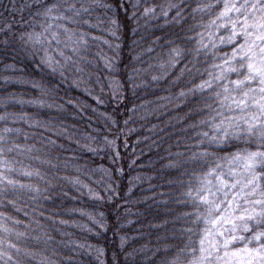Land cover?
Here are the masks:
<instances>
[{"label":"trees","instance_id":"trees-1","mask_svg":"<svg viewBox=\"0 0 264 264\" xmlns=\"http://www.w3.org/2000/svg\"><path fill=\"white\" fill-rule=\"evenodd\" d=\"M30 2L16 0L17 4ZM105 2L114 5L108 16L117 15L122 24L120 39L114 42L120 45L115 74L123 88L122 99H113L105 82L101 93L103 103H97L87 94L83 83L77 87L71 77L61 79L49 69L37 67L39 56L34 59L31 45L26 46L20 38V33L26 30L21 16L28 21L29 10L9 12L4 7L9 0H0V28L4 23H11L10 29L0 32V114L24 113L32 121L49 122L51 129L45 131L38 124L30 126L31 121L14 116L0 121V128L7 124L21 129L9 134L14 142L35 145L32 152L24 149L7 153L14 169L10 177L41 189L39 193L18 190V198L10 192L8 200H16L14 207L0 201V213L12 217L8 225L14 229L10 233L0 232V236L18 244L21 264H166L179 249H187L180 256L181 264L193 259L192 251L197 256L211 252L205 264H215L217 252L223 257L225 252L230 254L246 244L253 246L254 241L237 239L226 249L222 247L232 236H252L253 232L264 230V226L257 228L255 221L241 219L245 209L243 198L233 199L229 194L227 200H233L229 207L220 193L216 203L224 201V204L210 215L209 205L184 195L189 187L197 186L194 173L201 174L221 164L226 174L228 162L221 157L244 150L256 151L259 147L255 139L245 141L236 137L222 151L209 147L207 140L197 147L200 136L196 133L207 131L211 137L212 131L206 124L192 127L205 115L196 109L201 103L211 101L203 99L199 92L180 95L201 79H207L209 72L215 75L212 65L219 66L221 60H228L232 49L244 40L239 31L232 38L229 20L217 19L215 25L210 23L224 0H218L219 7L198 12L195 18L189 16L182 23L173 21L171 15L167 21L162 15L129 19L119 7L120 0ZM161 2L147 0L148 4ZM144 6L142 0L140 11ZM104 12L98 8L93 16L103 17ZM36 30L39 31L38 26ZM89 31L94 36L104 35L100 30ZM194 34L199 35L190 39ZM89 45L87 58L96 60L97 67H86V72L94 73L87 84L99 93L95 74H106V70L96 53L109 50L102 42L90 40ZM175 47L182 49V54L176 57L175 66H169L170 50ZM5 76L12 79L5 82ZM227 79L234 80L237 76L229 74ZM32 80L55 89L44 97L47 103L43 106L16 102L42 94L41 89L32 86ZM12 93L16 94L15 99L11 98ZM5 97H9L7 103L3 102ZM69 100L84 111L67 104ZM58 104L63 107H56ZM64 125H68L67 132L73 139L58 135L64 131ZM42 136L54 140L55 144ZM105 136L114 139L115 144L106 145ZM205 150L214 155L198 157V162L193 163L191 154ZM77 165L81 166L80 170ZM232 167L239 171L243 162ZM26 170H39L40 176L22 175ZM69 178H78L82 184L74 185ZM106 184L112 185L107 194L104 193ZM84 185L99 191L104 198H95ZM101 213L104 227L93 223ZM217 217L222 218L217 220ZM244 222L249 223V231L243 229ZM16 232H23L24 236L17 239ZM201 240L205 242L204 254L200 252ZM25 249L34 255H25Z\"/></svg>","mask_w":264,"mask_h":264},{"label":"snow or ice","instance_id":"snow-or-ice-1","mask_svg":"<svg viewBox=\"0 0 264 264\" xmlns=\"http://www.w3.org/2000/svg\"><path fill=\"white\" fill-rule=\"evenodd\" d=\"M142 0H120L119 7L124 9L125 16L129 19L138 20L140 17L154 18L162 15L165 21L169 15L172 20L177 23H182L189 16L195 18L196 13L210 11L215 7H219L218 0H210L208 3L199 2V0H162L159 4H148L147 0H143L145 6L140 11ZM9 12L22 13L25 8L29 10V20L25 21L21 16V24L25 27V31L20 33V38L26 46L31 45L33 58L38 55L37 67L47 68L54 75L61 79L72 78L73 84L79 87L82 83L85 85V91L97 103H103L101 93L105 90V82L107 89L110 91L113 99H122L121 90L123 84L115 74L118 61V50L120 45L114 41H118L119 30L122 27L121 21L117 15L108 16V12L114 8V5L106 3L105 0H31L28 4H17L16 0H9L7 5H4ZM98 8L105 10L103 17L99 14L93 16ZM159 9V12H157ZM139 12V16L137 13ZM232 14L235 19H232ZM2 18V14H0ZM217 19H226L231 22L233 33L232 38H235L237 31L244 37V40L237 47L232 49V55L228 60H221V64L212 65L216 69V74L208 73L207 79H201L198 84H193L191 88L184 90L180 95L187 93H197L202 95V98L210 103H201L196 111L204 112V118L196 121L192 127L196 125H207L212 131L211 137L207 131L197 132L200 136L197 142V147H201L205 140L209 147H216L223 150L227 146L231 138H244L245 141L255 139L259 141V147L256 151L237 152L235 155L225 154L221 160L228 162L229 170L225 174L223 171L224 165L218 164L210 167L207 171L201 174H195L194 178L197 181L195 188L189 187L184 194L209 205L208 212L211 213L224 204L216 203L219 194H224L227 205L230 207L233 200H227L230 194L233 199L243 198V203L248 207L244 209L241 219L247 217L249 221H255V226L260 228L264 226V0H224L223 7L220 8L217 16L212 19L211 24L215 25ZM37 26L39 31L36 30ZM11 28V23H4L0 32ZM89 30H100L104 33L102 36L91 35ZM189 31L192 29L189 28ZM199 34H194L190 39H195ZM26 37V39H24ZM106 37H111L108 39ZM159 39V38H156ZM102 42L107 45L109 52H97L96 57L102 62L106 74L97 72L95 74L94 83L100 86V92L96 93L88 86L87 81L94 75L93 72H86V67H97L96 60H89L88 48L89 41ZM201 47H204L201 40L197 41ZM198 51V49H195ZM111 53V54H109ZM182 54V49L179 47L170 50V57L167 61L169 66H175L176 57ZM239 57V60L236 58ZM163 67V65H162ZM79 74V75H75ZM229 74H235L237 79H227ZM7 82L12 77H3ZM156 79V77H153ZM34 88L42 90V94L38 97L27 101L22 98L16 100L20 104H33L43 106L47 103L44 97L49 91H54V88L40 84L35 80L31 81ZM207 93V96H203ZM15 93L11 94V98L15 99ZM9 97L3 98V102L7 103ZM67 104L76 108L77 111L83 112L84 109L76 102L69 100ZM51 106V105H50ZM56 107H63L56 105ZM135 107V106H134ZM9 116L17 117L26 122L31 121L30 126L39 125L45 131L49 129V122L32 121L31 117L24 113H3L0 114V121L7 120ZM115 124V120H112ZM127 123V121H125ZM68 125H64V131H60L58 135H67L69 139H73L71 133L67 132ZM21 129L10 128L5 124L0 128V201L15 206L16 200H8L9 193L19 196L18 190H31L39 193L41 189L32 184L22 183L20 180L10 177L9 173L13 171L12 162L9 161L7 153L13 151H23L26 149L32 152L35 145H21L14 142V138L10 137L12 132H20ZM123 129H121V132ZM27 139V134H25ZM47 142L55 144L54 140L48 137H41ZM94 140L95 137H88ZM10 140L13 142L10 143ZM106 145L115 144L114 139L104 137ZM79 141H77L78 143ZM38 150V149H37ZM91 151L96 149L90 148ZM214 155L206 150L199 153H192V162L197 163L198 157ZM39 159V157H37ZM243 162V167L237 171L236 167H232L238 162ZM77 170L81 166L77 165ZM219 173V174H217ZM106 176L108 175L105 170ZM24 176H40L39 170L22 171ZM42 178V177H41ZM110 179L111 177L108 176ZM74 185H80L82 182L78 178H69ZM89 192L97 199H103L99 191L92 189L88 185ZM111 184L104 186V193H110ZM34 198V197H33ZM109 199L111 196L108 197ZM99 219H93V223L100 227L105 225L102 222V213L99 214ZM183 215H190L184 213ZM90 218H92L90 216ZM222 217H217L219 220ZM12 217L7 213H0V232L10 233L14 229L9 227L8 220ZM207 217L205 220L207 221ZM235 219V217H233ZM19 223V221H17ZM67 223V221H62ZM215 223V221H213ZM243 228L249 231V223L244 222ZM190 231V229H189ZM235 231V227L233 229ZM16 237L19 239L24 236L23 232H16ZM254 241L255 248H250L247 245L243 249H236L233 256L241 255L242 258L238 264H264V230L253 232L252 236H232L225 241L224 247L227 248L233 240ZM204 240H201L200 252L206 253ZM84 245H81L83 247ZM89 247H91L89 245ZM187 249H179L176 256L166 264H181L180 256ZM21 249L18 244L13 243L10 239L0 236V264H21L20 262ZM24 254L32 256L30 250L25 249ZM229 253L225 252L221 257L219 252L216 254L217 261H224L228 264ZM193 259L187 264H205L206 260L211 257V252L206 255L197 256L195 251H192ZM231 264H237L236 260H232Z\"/></svg>","mask_w":264,"mask_h":264},{"label":"rangeland","instance_id":"rangeland-1","mask_svg":"<svg viewBox=\"0 0 264 264\" xmlns=\"http://www.w3.org/2000/svg\"><path fill=\"white\" fill-rule=\"evenodd\" d=\"M222 193V192H221ZM248 206L247 205H243V208H247ZM245 219H247V217H244ZM244 229V228H243ZM226 237H228V236H226ZM228 240V239H227ZM221 242V241H220ZM248 247H250V248H255L256 247V244H255V242L253 243V246H251V245H249V244H246ZM222 247L223 248H225L224 247V243L222 244ZM245 247V246H244ZM226 249V248H225ZM238 249H242V248H238ZM235 250L236 249H234V252H235ZM234 252H232V253H234ZM232 253H230V255H229V259H228V264H231V261L232 260H236L237 261V264H238V262H239V260L242 258V254L241 255H236V256H233L232 255ZM215 264H224V261H218V262H216Z\"/></svg>","mask_w":264,"mask_h":264}]
</instances>
